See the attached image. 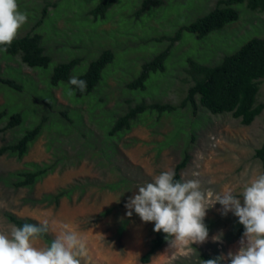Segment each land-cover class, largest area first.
Here are the masks:
<instances>
[{
    "label": "rangeland",
    "instance_id": "obj_1",
    "mask_svg": "<svg viewBox=\"0 0 264 264\" xmlns=\"http://www.w3.org/2000/svg\"><path fill=\"white\" fill-rule=\"evenodd\" d=\"M99 0H17L28 14L18 36L38 32L44 37L51 61L47 67H29L19 55L0 50V74L22 85L13 91L0 84V109L25 114L24 126L47 115L41 133L21 158L0 156V232L14 225L11 213L34 224L47 220L52 240L64 225L84 237L89 250L86 264H201L200 255L235 254L242 234L235 228L238 217L221 215L219 203L209 204L204 218L208 238L194 243L192 250L171 248L169 238L146 262L142 256L153 237V222H143L133 211L126 215L125 204L138 194V186L151 182L163 171L174 170L188 147V160L180 170L182 180L198 179L202 189L220 193L231 188L235 194L256 174L264 173V163L254 151L264 140V113L244 125L229 114L214 115L199 107H189L157 116L144 114L130 130L109 137L107 128L131 104L143 99L177 104L184 97L190 76L185 58L193 56L215 64L235 51L251 36L264 37V11H251L242 4L238 20L212 31L203 38L183 31L173 42L167 67L152 73L143 91L128 89L144 60L163 50L182 25L208 12L217 0H160L137 12L141 0H117L102 17L88 10ZM114 51V59L104 68L103 82L89 95L73 99L62 86L51 87L48 77L53 66L66 59L83 56L74 70L82 72L104 48ZM264 101V77L257 92ZM51 103L49 108L41 100ZM5 120H0V126ZM21 133L20 127L0 133V145ZM192 139V140H191ZM35 165L52 164L32 187H14L12 172ZM198 175H194L197 174ZM70 190L57 203L40 201L43 196ZM243 205V197L238 196ZM214 242L212 237L221 234ZM36 247L48 244L41 238ZM83 264V262H82Z\"/></svg>",
    "mask_w": 264,
    "mask_h": 264
},
{
    "label": "trees",
    "instance_id": "obj_2",
    "mask_svg": "<svg viewBox=\"0 0 264 264\" xmlns=\"http://www.w3.org/2000/svg\"><path fill=\"white\" fill-rule=\"evenodd\" d=\"M117 0H99L89 10L88 14L93 17H102L107 10L112 8ZM160 0H141L137 12H143L148 5H157ZM242 4L251 11H264V0H217L214 6L206 13L197 16L194 20L180 26L173 35L161 36L169 40L163 50L154 53L150 58L143 61L138 74L128 81L125 86L134 91H143L146 88L147 80L152 73H160L165 67L171 55L173 42L180 40L182 32L193 33L197 38H203L212 31L221 29L226 25L238 20L240 11L235 7ZM5 46H0L2 49ZM5 53L19 55L21 61L29 67H47L51 61V55L47 53L44 45V37L38 32H27L16 37L11 45L6 46ZM83 57V56H82ZM81 56H75L56 63L47 79L51 87L62 86L69 94L71 89L74 94H69L73 99L80 100L86 95L91 94L98 85L103 82L105 77L104 68L114 59L113 49L107 47L102 49L92 58L82 72L74 73L80 64ZM185 71L192 80L186 89L184 97L179 103L152 101L146 102L143 99L131 104L128 100L126 110L117 115L107 128L109 137L119 136L132 127L137 119L144 114L155 113L157 116L176 112L182 107H189L192 114H196L199 107L214 115L229 114L233 118L239 119L244 125L250 124L260 113H264V101H257V92L264 77V37L251 36L244 41L239 48L231 53L224 54L215 64L205 63L193 56L185 58ZM77 76L87 82L84 92L69 85V79ZM0 84L7 86L13 91H20L22 85L14 78L0 74ZM50 108L51 103L41 100ZM46 114L29 126H24L25 114L22 111H9L7 108L0 109V120L4 119L5 124L0 126V133L10 129L20 127L21 133L9 142L0 145V156L3 154L21 158L24 156L29 146L41 133ZM192 140V139H191ZM188 147L182 159L175 165V179L182 180L180 170L185 167L188 160ZM254 156L264 163V140L260 147L255 149ZM52 164L34 165L28 169L11 173L14 177V187H32L45 174L52 171ZM70 190H60L56 194L43 196L40 201H53L57 203L61 196L69 195ZM7 218L15 226H22L24 223H32L28 219L19 218L11 213ZM154 228V222H153ZM153 232L148 250L142 256V261L146 262L149 256L160 248L169 238L161 232ZM235 232L239 235L244 232L242 224L237 225ZM47 244L53 240L46 233L40 237ZM218 255L201 254L200 261L215 259ZM185 264V263H182ZM219 264H225L223 260Z\"/></svg>",
    "mask_w": 264,
    "mask_h": 264
},
{
    "label": "clouds",
    "instance_id": "obj_3",
    "mask_svg": "<svg viewBox=\"0 0 264 264\" xmlns=\"http://www.w3.org/2000/svg\"><path fill=\"white\" fill-rule=\"evenodd\" d=\"M27 20L28 14L19 9L17 0H0V46H5L0 50L7 51L6 46L11 45ZM69 85L81 92L87 88V82L77 76L70 77ZM69 94L74 92L70 89ZM238 196L243 197V205ZM216 203L222 206L221 215L232 212L244 227L238 251L227 254L230 264H264V173L254 175L237 195L231 188L220 193L202 189L198 179L177 180L169 169L138 186V194L128 199L125 208L129 217L134 211L141 221L154 222V232L162 231L171 238V248H185L188 254L192 244L208 238L203 221L206 210ZM48 231V221L44 220L13 225L7 234L0 232V264H86L90 259L86 239L68 225L50 244L36 247L34 241ZM221 235L213 236V241H219ZM223 259H208L203 264H219Z\"/></svg>",
    "mask_w": 264,
    "mask_h": 264
}]
</instances>
